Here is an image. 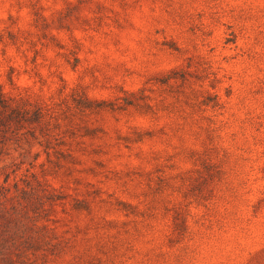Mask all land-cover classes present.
<instances>
[{"label": "rangeland", "instance_id": "374dc122", "mask_svg": "<svg viewBox=\"0 0 264 264\" xmlns=\"http://www.w3.org/2000/svg\"><path fill=\"white\" fill-rule=\"evenodd\" d=\"M10 67L112 105L49 177L110 205L61 220L49 264H264V0H0L6 88Z\"/></svg>", "mask_w": 264, "mask_h": 264}, {"label": "trees", "instance_id": "16d2710c", "mask_svg": "<svg viewBox=\"0 0 264 264\" xmlns=\"http://www.w3.org/2000/svg\"><path fill=\"white\" fill-rule=\"evenodd\" d=\"M60 80L58 88L48 91L43 82L36 89L23 87L10 67L9 87L0 83V161L10 149L38 148L24 167L14 160L0 166V264L56 261L71 247L70 237L59 231L60 221L72 212L92 213L93 203L110 205L97 197L98 191L69 195L49 179L79 171L72 142L79 143L94 128L86 126V133H80L75 118L112 108L83 89L68 92Z\"/></svg>", "mask_w": 264, "mask_h": 264}]
</instances>
